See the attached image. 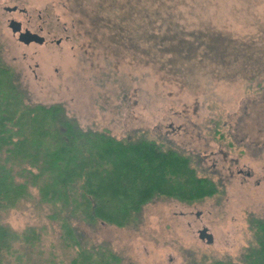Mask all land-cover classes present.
I'll use <instances>...</instances> for the list:
<instances>
[{
    "label": "rangeland",
    "instance_id": "rangeland-1",
    "mask_svg": "<svg viewBox=\"0 0 264 264\" xmlns=\"http://www.w3.org/2000/svg\"><path fill=\"white\" fill-rule=\"evenodd\" d=\"M14 17L42 25L46 44L20 42ZM0 56L31 102L118 139H156L219 184L199 201L156 197L123 226L82 223L88 237L122 264L240 260L249 217L264 218V0H0ZM33 192L5 221L47 225L50 245L59 228Z\"/></svg>",
    "mask_w": 264,
    "mask_h": 264
},
{
    "label": "trees",
    "instance_id": "trees-1",
    "mask_svg": "<svg viewBox=\"0 0 264 264\" xmlns=\"http://www.w3.org/2000/svg\"><path fill=\"white\" fill-rule=\"evenodd\" d=\"M15 77L0 56V264H122L82 223L123 226L156 197L193 202L220 192L213 179L197 175L191 156L145 135L118 139L85 129L60 103L31 102ZM33 190L59 228L50 245L47 225L17 230L5 221L11 209L36 198ZM248 222L254 239L239 261L202 264H264V218Z\"/></svg>",
    "mask_w": 264,
    "mask_h": 264
},
{
    "label": "flooded vegetation",
    "instance_id": "flooded-vegetation-1",
    "mask_svg": "<svg viewBox=\"0 0 264 264\" xmlns=\"http://www.w3.org/2000/svg\"><path fill=\"white\" fill-rule=\"evenodd\" d=\"M5 8H6V10H8L9 12H10V11H11V12L19 11V12L23 13L24 15H26V17H28L27 19H28L29 21H31V17H32V16L28 13V11H27L25 8H18V6H16V5H14V6H12V7H8V6H6ZM12 20H16V21H18V22L20 23V29H19L17 32H13L14 36L17 35L18 40H19L20 42L24 43L26 46H29V45L32 44V43H34V44H39V45H44V44H46V42H47V38H46L45 35H43V34L46 33V32H45V29H44V27H43L42 25H39L38 28L35 27L34 25L32 26V25H30V24H25V26H24V22H22L21 20H18V19H16V18L14 17V18H11V19L9 20V26H10V23H11ZM23 33H24V36H23V37H24L25 39L30 38V35H32V36H34V37H37V36H35V35H38V36H40V37L42 38V42H37V41H35V40H30V41L27 43V42L21 41V40H20V37L22 36ZM60 41H61V40L58 39V40L56 41V43H57V44H60Z\"/></svg>",
    "mask_w": 264,
    "mask_h": 264
},
{
    "label": "water",
    "instance_id": "water-1",
    "mask_svg": "<svg viewBox=\"0 0 264 264\" xmlns=\"http://www.w3.org/2000/svg\"><path fill=\"white\" fill-rule=\"evenodd\" d=\"M10 27H11L13 32H17L20 29V23L18 21H16V20H12L11 23H10ZM23 36H24V33L20 37V40L24 41V42H27V43L30 40H35L37 42H42V38L40 36H38V35H35L37 37H34V36L30 35V38H27V39H25ZM199 233H200L201 238H203V240L205 242H208L210 240L211 234H210L209 230L206 227L203 228L202 230H200Z\"/></svg>",
    "mask_w": 264,
    "mask_h": 264
}]
</instances>
